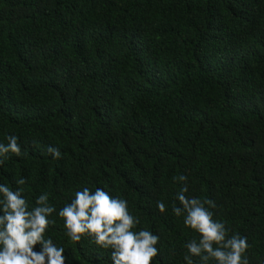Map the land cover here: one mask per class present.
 Segmentation results:
<instances>
[{"label": "trees", "instance_id": "1", "mask_svg": "<svg viewBox=\"0 0 264 264\" xmlns=\"http://www.w3.org/2000/svg\"><path fill=\"white\" fill-rule=\"evenodd\" d=\"M10 135L22 154L0 157V184L30 208L49 194L45 238L65 264H112L57 214L85 187L159 236L153 264H186L199 235L172 212L181 174L264 264V0H0V143Z\"/></svg>", "mask_w": 264, "mask_h": 264}, {"label": "clouds", "instance_id": "2", "mask_svg": "<svg viewBox=\"0 0 264 264\" xmlns=\"http://www.w3.org/2000/svg\"><path fill=\"white\" fill-rule=\"evenodd\" d=\"M7 140L6 145L0 143V157L9 153L20 156L18 138L10 135ZM47 152L54 159L61 158L58 148L48 146ZM178 180L184 182L176 195L180 206H174L172 212L176 217L183 215L185 227L199 235L198 241L192 239L186 244V264H194L193 257H199L200 264H209L210 260L216 264H249L245 255L250 247L247 238L239 234L229 236L225 224L214 220L209 210L216 207L215 202L186 196L187 176L181 174ZM25 183V178L16 181L17 185ZM157 208L161 213L166 211L162 201L157 202ZM56 212L48 193L39 195L30 208L22 188L13 190L0 184V264H65L64 248L45 238L48 228L55 224L49 218ZM57 214L71 241L79 243L87 236L97 247L111 249L112 264H153L159 255V236L143 228L134 230L140 220L130 214L127 200L113 197L101 188L76 191L71 202ZM37 245L39 251L34 250Z\"/></svg>", "mask_w": 264, "mask_h": 264}]
</instances>
